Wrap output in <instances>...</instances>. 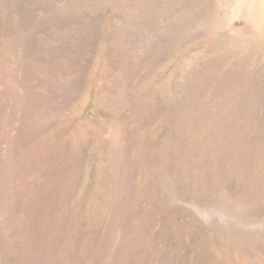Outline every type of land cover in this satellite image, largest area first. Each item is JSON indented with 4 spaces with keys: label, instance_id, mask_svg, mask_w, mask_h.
<instances>
[{
    "label": "rangeland",
    "instance_id": "rangeland-1",
    "mask_svg": "<svg viewBox=\"0 0 264 264\" xmlns=\"http://www.w3.org/2000/svg\"><path fill=\"white\" fill-rule=\"evenodd\" d=\"M0 264H264V0H0Z\"/></svg>",
    "mask_w": 264,
    "mask_h": 264
}]
</instances>
